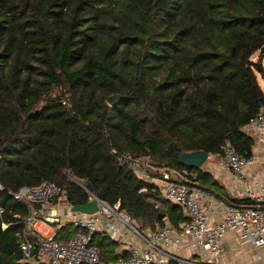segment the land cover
Instances as JSON below:
<instances>
[{"label": "trees", "instance_id": "16d2710c", "mask_svg": "<svg viewBox=\"0 0 264 264\" xmlns=\"http://www.w3.org/2000/svg\"><path fill=\"white\" fill-rule=\"evenodd\" d=\"M263 59L264 0H0V264L21 260L13 216L28 210L11 193L45 181L73 206L91 196L68 176L91 184L142 230L164 225L162 215L187 221L118 158L186 170L207 193L220 187L180 156L227 143L252 153L243 128L264 109Z\"/></svg>", "mask_w": 264, "mask_h": 264}, {"label": "built area", "instance_id": "2783aa9c", "mask_svg": "<svg viewBox=\"0 0 264 264\" xmlns=\"http://www.w3.org/2000/svg\"><path fill=\"white\" fill-rule=\"evenodd\" d=\"M243 132L253 139L254 145L264 140V109L243 128ZM207 161L218 163L223 171L232 173L242 194L254 206L237 207L225 203L203 190L188 171L152 167L143 159L130 155L119 156L118 164L142 180L153 176L150 169L160 172L158 179L165 185L163 190L160 189L163 199L177 206L187 221L177 227L165 223L156 232L143 231L135 219L121 210L120 202L110 206L100 199L97 213L74 212L66 191L51 181L11 193L14 200L28 210L25 216H13V223L22 226L19 264H224L222 246L229 234L237 238L241 247L262 250L264 187L255 174L248 176L246 173L247 168L257 162L256 154L238 153L227 143L219 153H209ZM68 178L86 191L85 184L71 176ZM0 190H4L1 185ZM90 196V200L94 199ZM56 202H64L65 208H57ZM4 214L5 209L0 207V216ZM13 223L3 222L2 229L7 230ZM41 226L51 232L41 233ZM67 227L72 229L68 239H58V231ZM99 234L123 244L129 256L117 262L103 261L94 244ZM183 250H189L192 256H183ZM257 258L262 259L260 255Z\"/></svg>", "mask_w": 264, "mask_h": 264}, {"label": "crops", "instance_id": "0c3cea01", "mask_svg": "<svg viewBox=\"0 0 264 264\" xmlns=\"http://www.w3.org/2000/svg\"><path fill=\"white\" fill-rule=\"evenodd\" d=\"M259 57H260V54L257 53L256 55H254L253 60L257 61ZM262 65H263V70H264V59L262 61ZM252 152L256 154L257 162L251 167L247 168L246 173L248 176L255 174L257 176V180L264 187V140L261 141L259 144H255ZM201 169L205 173L210 174L213 180L216 181L220 186V187L213 186L212 188L213 191L209 192L208 193L209 195L214 196L215 198L222 200L225 203H227L228 201L234 200V199H237V200L247 199L242 194V190L241 188H239L238 181L235 178V176L232 173L223 171L218 163L210 162L205 168L202 167ZM193 179L195 180V178ZM146 181H149L151 184H154L158 187L157 185L159 181L158 178H155V177L151 179L149 178V179H146ZM59 203L61 204H58L56 202L55 206L57 208H65L64 205L66 204L64 202H59ZM240 207H243V205H241ZM164 219H165L164 224L170 223L168 218H164ZM162 226L163 225L161 226L157 225L155 229L151 231L156 232ZM41 227H45V226H41ZM104 228L105 227H102V229ZM47 229L49 231L48 232L49 234L51 230L49 228ZM147 230H150V229H147ZM104 231L107 232L106 229H104ZM71 232H72V229H65L62 231H58V239L67 240L69 237V233ZM98 237H100L99 240H98ZM101 239H106L105 243L108 246V250L111 251V253L105 254L104 256L105 259L104 258L102 259L103 261L110 262L108 260L110 256L116 257V259L118 260L127 258L129 256L123 244L117 241H113L112 239H110L108 236L104 234H99L97 237H95V242L98 243ZM222 248L224 252V256H223L224 264H264V248L260 251H256L250 247H241L238 245L237 238L233 234H229L227 236L226 240H224ZM181 254L187 257L192 256L189 250H183ZM258 255L262 257L261 260L257 258Z\"/></svg>", "mask_w": 264, "mask_h": 264}, {"label": "water", "instance_id": "95a60500", "mask_svg": "<svg viewBox=\"0 0 264 264\" xmlns=\"http://www.w3.org/2000/svg\"><path fill=\"white\" fill-rule=\"evenodd\" d=\"M120 99H121L120 95H112L108 98V103L111 106H116L118 102L120 101ZM207 158H208V154L203 151L183 153L180 156V163L189 169L200 170L204 166V164L207 162ZM86 192L89 195L94 196V199L90 200L86 205L74 206L72 210L74 212L92 215L99 211L98 198L95 196L94 189L91 184H86ZM164 218H165L164 215L160 216L161 220H163ZM35 253L36 251L34 250L32 252V255L34 256ZM41 264H44V263H41Z\"/></svg>", "mask_w": 264, "mask_h": 264}, {"label": "rangeland", "instance_id": "374dc122", "mask_svg": "<svg viewBox=\"0 0 264 264\" xmlns=\"http://www.w3.org/2000/svg\"><path fill=\"white\" fill-rule=\"evenodd\" d=\"M257 76H258V81H259V84L261 85V87H262V89H263V91H264V70H263V72L262 73H258L257 74ZM144 160V159H143ZM144 162L146 163V164H148L149 166H157L156 164H154L153 162H151V161H149V160H144ZM209 164V162L207 161L205 164H204V166H203V168H205L207 165ZM150 173L153 175L152 177H150V179L151 178H159V175L158 174H160V172H158L156 169H150ZM193 177L192 178H195V175L193 174L192 175ZM157 185H158V187L161 189V190H163V188L165 187V185H164V183L163 182H160V180L158 181V183H157ZM138 224V223H137ZM139 225V224H138ZM143 229L145 228V226H141ZM40 232L41 233H43V234H48V229L47 228H45V227H40ZM143 231H145V230H143Z\"/></svg>", "mask_w": 264, "mask_h": 264}]
</instances>
